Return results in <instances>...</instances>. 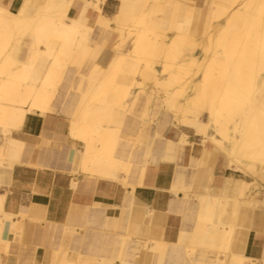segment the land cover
<instances>
[{
	"label": "bare ground",
	"instance_id": "bare-ground-1",
	"mask_svg": "<svg viewBox=\"0 0 264 264\" xmlns=\"http://www.w3.org/2000/svg\"><path fill=\"white\" fill-rule=\"evenodd\" d=\"M83 1L94 13L93 26L71 18L73 0H26L17 13L0 0V264H7L1 258L11 249L4 229L13 217L3 209V179L20 151L11 134L28 115L47 117L57 105L69 121L68 137L81 144L72 146L71 173L94 186L122 190L124 200L118 218L109 216L117 214L115 208L93 212L90 219L83 215L94 226L82 228V254L67 258L53 250L48 264H264L234 251L235 224L224 223L219 212L225 198L192 194L209 183L212 166L192 159L195 169L187 176L181 165L185 133L191 131L202 153L220 154L226 168L254 178L264 171V0H211L216 7L201 23L206 39L199 44L188 33L190 14L196 26L202 16L194 0H117L112 18L101 13L105 0ZM112 31L113 58L103 66L100 52ZM27 43V68L14 67ZM198 47L202 61L192 55ZM86 63L91 65L86 85L70 83V74ZM61 79L65 83L57 90ZM145 80L155 94H144L143 103L130 101L132 89ZM152 101L156 113L165 110L163 118L173 114L180 126L176 142L161 140L165 121L153 139H132L148 137L133 107ZM153 194L168 196L167 211L183 215L188 225L173 245L164 240L162 227L154 228L148 203ZM250 203L259 207L254 199ZM65 230L73 238L74 229Z\"/></svg>",
	"mask_w": 264,
	"mask_h": 264
},
{
	"label": "crops",
	"instance_id": "crops-1",
	"mask_svg": "<svg viewBox=\"0 0 264 264\" xmlns=\"http://www.w3.org/2000/svg\"><path fill=\"white\" fill-rule=\"evenodd\" d=\"M6 1L9 10L17 13L26 0ZM43 2L45 0H36V3ZM194 2L200 5L204 0ZM118 7L117 0H105L100 5L102 15L107 18H112ZM34 13L35 9L30 11L29 17ZM70 16L74 20L85 19L88 25L93 26L94 13L90 7H85L83 0H73ZM104 40L100 62L106 66L113 58L112 48L117 42V33L110 32ZM29 46L27 43L20 47L19 54L14 58V67L27 68ZM90 66L84 64L82 71L86 73L80 76L70 74L69 82L75 85L86 82ZM36 75L43 78L45 71ZM61 108V105H57L55 112L48 113L47 117L39 113L28 115L17 131L11 134V139L20 144V151L19 162L3 179L7 187L3 209L13 216L4 229V237L11 249L1 258L7 264H48L53 250L67 258L71 253L80 254V238L85 234L82 228L87 224L92 225L82 219L83 215L90 219L93 212L101 214L103 209L110 211L115 208L117 214L109 216L119 217L124 200L122 190L110 188L104 183L94 186L92 181L71 173L69 162L74 151L72 146L79 148L81 144L68 137L69 121ZM202 149H198L194 159L212 166L211 179L209 183L206 181V184L197 186L192 194H212L225 198L227 201H223L219 212L224 223L235 224L233 244H238L233 246L234 251L241 252L245 257L264 260V171L255 178L244 175L226 168L225 159L220 154L209 157L202 153ZM186 174L190 176L191 171ZM74 179L77 180L75 187L72 186ZM193 185L196 187L195 183ZM253 199L259 204L255 209L250 203ZM148 203L155 211L154 228L158 230L162 227L164 240L170 245L175 244L180 229L188 226L183 215L167 211L168 196L150 195ZM65 227L74 229L73 238L64 232H68ZM90 227H86V230L89 231Z\"/></svg>",
	"mask_w": 264,
	"mask_h": 264
},
{
	"label": "rangeland",
	"instance_id": "rangeland-1",
	"mask_svg": "<svg viewBox=\"0 0 264 264\" xmlns=\"http://www.w3.org/2000/svg\"><path fill=\"white\" fill-rule=\"evenodd\" d=\"M197 8H199L201 6L202 9V16H201V20H199V26H196V19L194 18V16L192 17L190 14V21L188 23V33L190 34H195V38L198 41L197 43H202L204 39H206V36L202 34V29L203 26H201V23L203 22L204 18H206L205 16L208 14L209 11H211L212 9H215L216 5H211V0H204V2L200 5H196ZM210 8V9H209ZM224 18L222 19H218L215 21L214 24H216L217 22L221 23L223 21ZM183 26H185L184 24H182ZM165 27V26H164ZM163 27V29H164ZM215 27V26H214ZM218 26H216L215 28H217ZM215 29L213 28L211 30L212 34L213 31ZM167 36L169 37H173L174 34H176V32L173 31H166ZM201 48L198 47L196 48V50L192 53L193 56L198 57V61H202L203 58L205 56H203V54L201 53ZM201 53V54H200ZM86 72H83L82 69L80 68L79 72L77 73V75H81L84 74ZM3 77V76H2ZM140 77H137V79H139ZM141 79V78H140ZM143 80H141L142 82ZM87 82V81H86ZM64 83L63 79H61V81L58 83L57 86V90L60 89L62 87V84ZM84 85H86L85 82ZM73 85H75L74 83H72ZM145 95H149V94H155V89L153 88V85L150 81L145 80L143 82V84L140 87H134L132 89V96L130 98V101H135V100H142V103L145 101ZM161 94V93H159ZM134 95V96H133ZM136 95V96H135ZM153 102L150 105L145 106L144 104H140L137 105L136 107H133L134 112L136 115H138L140 121L142 122V124H140V127H142L143 132L148 134V137H143L140 138L138 136L133 137L132 139H137L138 141H148L150 139H153V134L156 132V126L158 124H161L162 121H165V125H164V129L162 132V139H170L174 142H176L178 140V137L180 136V126L178 125V123L174 120V116L171 113H167V116L165 118L162 117V114L165 112V110L160 111L159 113H156V110L158 109V107H155L153 105ZM161 113V114H160ZM110 126L112 128L116 127V124H110ZM123 128L124 125H121V129H119V134L121 135V137H123ZM187 136V145L185 146V148L183 149L182 152V159L183 161L181 162V165H183L186 168V171H191L195 168L192 167L191 162L192 159H194V156L196 155L198 149H200L201 147L199 146V138H197L193 132L189 131L188 133H185ZM208 145V144H207ZM81 147H79L78 149H80ZM86 227L89 226H94V225H85Z\"/></svg>",
	"mask_w": 264,
	"mask_h": 264
}]
</instances>
